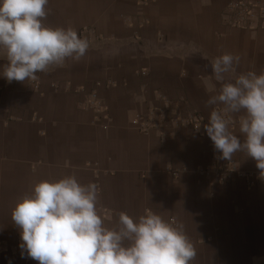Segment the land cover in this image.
I'll use <instances>...</instances> for the list:
<instances>
[{"label": "crops", "instance_id": "obj_1", "mask_svg": "<svg viewBox=\"0 0 264 264\" xmlns=\"http://www.w3.org/2000/svg\"><path fill=\"white\" fill-rule=\"evenodd\" d=\"M233 1L49 0L43 23L71 27L89 48L36 80L0 78V264H38L21 257L11 210L36 183L69 175L98 186L106 227L151 209L183 225L191 264H264V184L240 175L260 171L244 152L221 159L204 130L220 87L214 58H240L226 81L264 72V29L234 26ZM160 111L162 124L140 131ZM193 115L206 121L199 133L175 124ZM215 163L238 172L220 183Z\"/></svg>", "mask_w": 264, "mask_h": 264}, {"label": "clouds", "instance_id": "obj_2", "mask_svg": "<svg viewBox=\"0 0 264 264\" xmlns=\"http://www.w3.org/2000/svg\"><path fill=\"white\" fill-rule=\"evenodd\" d=\"M48 2L0 0V54L6 58L0 78L9 83L36 80L37 73L79 60L89 48L71 27L43 23ZM239 59L223 54L211 62L220 87L207 100L212 110L204 130L221 159L244 152L264 177V72L226 81ZM98 191L95 183L81 184L71 175L36 183L11 210L21 257L38 264H191L196 250L183 225L145 209L136 218L120 212L116 226L106 227L96 207Z\"/></svg>", "mask_w": 264, "mask_h": 264}, {"label": "built area", "instance_id": "obj_3", "mask_svg": "<svg viewBox=\"0 0 264 264\" xmlns=\"http://www.w3.org/2000/svg\"><path fill=\"white\" fill-rule=\"evenodd\" d=\"M227 9L232 16V24L234 26L249 31L264 29V1L236 0L229 3ZM93 103H98L96 94H93L92 104ZM164 112L165 111H160L156 117L151 116L144 119L139 126L140 131L149 134L155 130L158 127V124L161 125L163 119L166 118ZM205 122V119L200 115H193L187 119H180L176 121L175 124L177 126L183 125L190 127L194 132L199 133ZM213 172L220 183H225L232 174L237 173L238 171L236 167L230 163H215L213 165ZM240 175L250 188H255L264 184V177H261L260 174L240 173Z\"/></svg>", "mask_w": 264, "mask_h": 264}]
</instances>
